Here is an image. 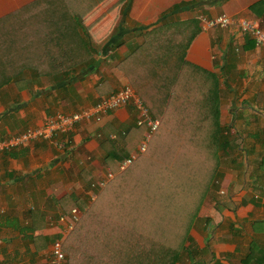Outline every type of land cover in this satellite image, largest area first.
I'll list each match as a JSON object with an SVG mask.
<instances>
[{
    "label": "crops",
    "instance_id": "0c3cea01",
    "mask_svg": "<svg viewBox=\"0 0 264 264\" xmlns=\"http://www.w3.org/2000/svg\"><path fill=\"white\" fill-rule=\"evenodd\" d=\"M129 1L61 0L59 8L57 0H0V25L26 27L14 34L0 27V38L7 44L15 37L18 52L25 39L33 44L47 32L48 39L56 36L57 45L50 38L46 52L56 46L69 54L58 58L61 62H83L85 51L92 59L75 70L63 66L54 73L45 67L36 76L27 73V82L0 85V141L55 112L78 111L131 86L118 64L141 62L126 58L141 47L145 32L163 22L196 20L183 33L192 34L184 59L219 75L220 123L239 149L233 157L223 154L218 185L202 203L176 264H264V45H256L236 23L204 28L198 20L201 14L224 13L235 21L256 20L264 28V0ZM41 18L44 26L51 25L35 30ZM55 18H61L60 28ZM0 62L6 61L0 56ZM136 120L130 103L79 122L54 139L0 150V264H50L52 242L65 240L71 231L61 215L68 217L73 207L80 210L74 201H88L94 192L97 197L103 188L90 185L105 177L108 162L125 149L124 135Z\"/></svg>",
    "mask_w": 264,
    "mask_h": 264
},
{
    "label": "trees",
    "instance_id": "16d2710c",
    "mask_svg": "<svg viewBox=\"0 0 264 264\" xmlns=\"http://www.w3.org/2000/svg\"><path fill=\"white\" fill-rule=\"evenodd\" d=\"M58 1L59 8L64 7ZM60 19L55 18L54 23L59 28ZM195 21L154 26L145 32L141 47L126 58L141 62H119L159 125L146 150L127 168L118 170V163L146 129L144 125L127 128L125 149L108 162L114 177L93 201H74L81 216L64 240V264H176L180 260L192 223L218 178L222 155L236 147L220 123L219 75L184 59L192 34L187 37L183 33ZM0 27L11 31L24 26ZM45 27L36 25L35 30ZM52 37L49 40L46 32L33 44L25 39L20 52L15 48V37L7 44L0 38V48L6 46L0 51L6 61L0 62V85L13 80L27 82V73L36 76L45 67L55 73L63 66L66 71L92 63L88 51L83 62H61L58 58L69 54L60 53L56 46L53 53H47L48 40L57 45L56 36ZM35 57L38 62H30ZM53 57V62H41Z\"/></svg>",
    "mask_w": 264,
    "mask_h": 264
},
{
    "label": "built area",
    "instance_id": "2783aa9c",
    "mask_svg": "<svg viewBox=\"0 0 264 264\" xmlns=\"http://www.w3.org/2000/svg\"><path fill=\"white\" fill-rule=\"evenodd\" d=\"M198 20L204 28H225L236 23L242 32L249 34L253 38L256 45H264V28H262L256 20L239 18L235 21L232 17L224 13L213 17H207L206 15L201 14L198 16ZM130 103L133 104L137 110L136 124L138 126L144 125L146 129L136 150L131 152L124 160L118 163V170H123L127 168L138 155L146 150L148 142L159 125V119L150 115L148 107L128 84L101 97L95 104L78 111L71 113L55 112L54 114L46 116L40 125L27 127L21 133L0 141V150L27 145L30 142L39 139H54L57 136L71 131L79 122L90 119L97 120L109 111L118 109ZM113 177L114 172L108 170L105 177L95 184L103 188ZM95 198L96 193L94 192L91 194L90 199L93 201ZM68 215L69 216L67 217L62 214L60 219L67 220V230L69 231L72 230L73 226L80 218L79 210L72 208ZM63 245L64 239L62 237L56 238L52 242L50 264L65 263L66 254Z\"/></svg>",
    "mask_w": 264,
    "mask_h": 264
},
{
    "label": "rangeland",
    "instance_id": "374dc122",
    "mask_svg": "<svg viewBox=\"0 0 264 264\" xmlns=\"http://www.w3.org/2000/svg\"><path fill=\"white\" fill-rule=\"evenodd\" d=\"M42 21H43V19L41 18V19H40V24H42V23H41ZM34 22L37 24L36 21H34ZM21 25L24 26L23 24H21ZM37 25H38V24H37ZM50 25H51V24H50ZM50 25H49V26H50ZM49 26H46V27L48 28ZM24 28H26V27H24ZM15 29H16V28H15ZM15 29L11 30V32L14 31ZM3 49H4V48H3ZM0 56H2V55H0ZM232 128L235 130L234 127H232ZM236 133H238V132L235 131V134H236ZM237 139H238V138H237ZM237 139H236V141H237ZM239 142H240V140H239ZM233 145H234V144H233ZM238 149H239L238 147H234V148H231V149L229 148V149H228V152L225 151V153H226V154H229V157H233V156H236V155H237L236 153L238 152ZM223 153H224V152H223ZM222 156H223V155H222ZM221 161H222V159H221ZM99 170H101V169H99ZM109 170L112 171V172H114L113 169H112L111 167L109 168ZM216 181H217V180L215 179V181H214V183H213V185H212L213 187H215L216 185H218V184L216 183ZM92 183H93V182H92ZM94 183H97V182H94ZM90 187H91L92 189H95V190H100V188H101V187L97 186V184H92V185H90ZM89 201L91 202L92 200L88 199L87 202H89ZM79 203H80V204H83L82 201H80ZM73 208H76V209L78 210L77 207H73ZM80 210H81V209H80ZM80 210H79V214H80V216H81V211H80Z\"/></svg>",
    "mask_w": 264,
    "mask_h": 264
}]
</instances>
